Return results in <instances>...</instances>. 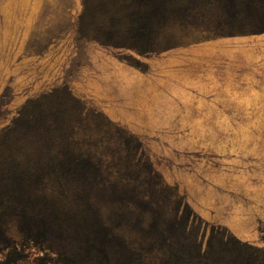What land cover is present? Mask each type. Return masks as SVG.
<instances>
[{
    "label": "trees",
    "instance_id": "16d2710c",
    "mask_svg": "<svg viewBox=\"0 0 264 264\" xmlns=\"http://www.w3.org/2000/svg\"><path fill=\"white\" fill-rule=\"evenodd\" d=\"M82 4L78 39L115 48L264 32V0ZM191 217L146 144L67 85L29 99L0 131V264H264L205 243Z\"/></svg>",
    "mask_w": 264,
    "mask_h": 264
},
{
    "label": "rangeland",
    "instance_id": "374dc122",
    "mask_svg": "<svg viewBox=\"0 0 264 264\" xmlns=\"http://www.w3.org/2000/svg\"><path fill=\"white\" fill-rule=\"evenodd\" d=\"M82 11V0H0V131L67 85L146 144L205 243L264 261V32L145 52L139 37L137 50L79 40Z\"/></svg>",
    "mask_w": 264,
    "mask_h": 264
}]
</instances>
